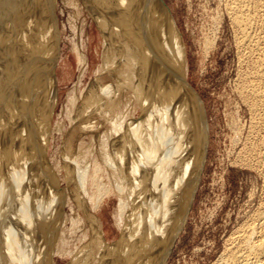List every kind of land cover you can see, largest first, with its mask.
<instances>
[{
  "label": "bare ground",
  "instance_id": "1",
  "mask_svg": "<svg viewBox=\"0 0 264 264\" xmlns=\"http://www.w3.org/2000/svg\"><path fill=\"white\" fill-rule=\"evenodd\" d=\"M65 1L98 30L100 64L83 83L84 21L70 22L78 75L48 160L63 40L56 0H0V264H166L208 148L183 36L162 0ZM221 2L244 67L241 98L264 132V0ZM248 142L264 191V133ZM111 197L119 238L107 244L98 212ZM258 204L212 264H264Z\"/></svg>",
  "mask_w": 264,
  "mask_h": 264
},
{
  "label": "rangeland",
  "instance_id": "2",
  "mask_svg": "<svg viewBox=\"0 0 264 264\" xmlns=\"http://www.w3.org/2000/svg\"><path fill=\"white\" fill-rule=\"evenodd\" d=\"M220 2L221 0H162L183 36L188 60L187 84L201 99L208 123L207 157L198 177L199 184L197 183L188 206V218L186 217L185 224L174 241L166 264H212L222 253L226 237L229 239V235L249 216L248 212L251 213L258 203L264 201L263 179L258 171H254V168L257 170L253 167L255 161L246 153L245 148L246 142L250 143L256 136L261 137L264 132L258 120L250 114L245 96L241 98L243 81L240 70L244 67L239 65L234 34ZM73 10V5L67 4L65 0H56L55 12L59 29L63 32V40L55 72L58 103L50 130L46 133L50 140L62 103L78 75L76 56L68 41L70 22L76 24L75 20L84 21L81 40L89 63L83 83L93 76L100 64L101 36L89 18L83 13L78 16L79 12ZM211 40L214 41L213 48L205 49V45ZM55 137L57 138L56 134ZM59 141L56 139L49 142L48 160L55 155ZM249 163L252 164L251 167ZM52 165L51 172L57 175L55 158L51 161ZM63 189L64 184L61 182L59 190ZM109 199L107 204L105 199L98 217L105 241L112 244L118 240L119 230L113 215L117 202L114 197ZM57 264L63 262L58 261Z\"/></svg>",
  "mask_w": 264,
  "mask_h": 264
}]
</instances>
